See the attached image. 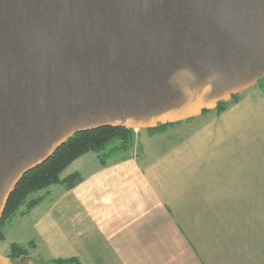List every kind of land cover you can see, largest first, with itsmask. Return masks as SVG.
<instances>
[{"label":"water","instance_id":"obj_1","mask_svg":"<svg viewBox=\"0 0 264 264\" xmlns=\"http://www.w3.org/2000/svg\"><path fill=\"white\" fill-rule=\"evenodd\" d=\"M253 74L264 76V0H0V193L12 184L0 216L75 132L214 100L199 112ZM93 117L104 120L64 136Z\"/></svg>","mask_w":264,"mask_h":264},{"label":"crops","instance_id":"obj_2","mask_svg":"<svg viewBox=\"0 0 264 264\" xmlns=\"http://www.w3.org/2000/svg\"><path fill=\"white\" fill-rule=\"evenodd\" d=\"M200 115L156 154L132 145L106 164L94 152L70 163L60 178L82 179L50 185L25 216L36 254L81 264H264V91L249 85L222 112Z\"/></svg>","mask_w":264,"mask_h":264},{"label":"trees","instance_id":"obj_3","mask_svg":"<svg viewBox=\"0 0 264 264\" xmlns=\"http://www.w3.org/2000/svg\"><path fill=\"white\" fill-rule=\"evenodd\" d=\"M257 84L264 91V77L259 78ZM239 97L240 94H233L230 101L222 100L218 102L215 112L217 114L222 112L231 103L236 102ZM208 111V109H203L201 113L205 114ZM190 119L193 118H188L187 121ZM173 124H176V122L158 124L147 128V131L150 134H160ZM133 138V128L114 125H101L95 128L80 130L67 138L44 161L27 170L10 191L0 216V240H3V226L21 206L26 204L27 197L31 193L53 184H64L69 188L82 179L77 173L60 178L63 170L75 159L88 152H94L99 156L101 164H106L107 159L116 151L128 150L132 145ZM110 145L112 146L109 147ZM36 203V200H32L26 206L30 209ZM23 255H26V250L22 246L17 244L11 246L9 258L13 262H17L18 258ZM51 263L81 264L76 258H58L52 260Z\"/></svg>","mask_w":264,"mask_h":264},{"label":"rangeland","instance_id":"obj_4","mask_svg":"<svg viewBox=\"0 0 264 264\" xmlns=\"http://www.w3.org/2000/svg\"><path fill=\"white\" fill-rule=\"evenodd\" d=\"M261 77H264V76H258V78L255 81H253L252 83H250L249 85L257 84L259 78H261ZM249 85H246V86L240 88L236 92L232 93L231 96L233 94H241V91L244 90ZM231 96L228 97L225 100L224 99H222V100L223 101H230L231 100ZM222 100H219L218 102H220ZM218 102H216L215 106H213V105L212 106H208V108H205V109L214 110L216 108ZM201 112L202 111H199V112H196V113H192L190 116H186V117L181 118L179 120H173L171 122H176V124H173L170 127H168V129L165 132L160 133V134H155V135L154 134H150V133H149L150 134L149 135L147 133V128H150L148 126H153V124L143 125V126L130 125V127L134 129V138H133L132 145L133 146L136 145V147L139 148L140 154L143 153L144 155H146V151H148V150H149V152L151 151L152 154H156V153H158V152L170 147L177 140H179L184 134H186L194 126H196V124H198V122H201L202 120H199V117H201L200 114H202ZM188 118L196 119V121L193 124L191 123L188 126L183 125V124L187 123L186 120ZM190 120H192V119H190ZM190 120H188V121L191 122ZM177 121H180V122L177 123ZM167 123H169V122H167ZM181 123H183V124H181ZM158 124H162V123L161 122H157L154 125H158ZM111 146L112 145H110L109 147H111ZM109 158H112V156L109 157ZM62 176H63V172L60 174V177H62ZM47 188H44L42 190H39V191L31 193L27 197L26 204L21 206L16 211V213L11 218H9V220H7V222L3 226V228H2L3 240H0V258L4 262H6L7 264L17 263V262H19V261H21V260H23L25 258L33 259L36 262L52 264L51 262L54 259L48 260L46 257H42V256H39L38 254H36V252L34 250L35 249L34 248L35 247V243L33 241H31V239H29V240L26 239L27 234L25 232V229L27 227L31 226L30 222H28V219L25 218V216L35 206L34 205L30 209H28L26 205H28V203L32 202V200H36L37 203H38L39 200L41 199L40 195ZM22 220L26 221L25 222L26 226H25L24 229L20 228L18 226L19 223H22ZM13 244L20 245L26 250V255H23V256L19 257L17 262H13L9 258V254H11V246Z\"/></svg>","mask_w":264,"mask_h":264},{"label":"bare ground","instance_id":"obj_5","mask_svg":"<svg viewBox=\"0 0 264 264\" xmlns=\"http://www.w3.org/2000/svg\"><path fill=\"white\" fill-rule=\"evenodd\" d=\"M256 74H253V75H250L246 78H244L243 80L239 81L238 83H236L234 86L230 87L227 91H225L224 93L221 94V96H225L230 90H235V89H238L240 87H242L244 84L246 83H250L253 81L254 77H255ZM212 101H205V102H202L200 104H197L196 106H193V107H190L188 109H185V110H182L180 112H177V113H174V114H171V115H166V116H162V117H159V118H155V119H151V120H140V121H126V123H139V124H150V123H154L155 121H158V120H164V119H171V120H175V119H180V118H183L189 114H192L194 112H196L198 110V106L200 105H210ZM104 119H102L101 117H93V118H90V119H87L85 121H82V122H76L72 125H70L69 127H67L63 134L64 136L70 134L75 128L77 127H81V126H87V125H92V124H96L98 122H101L103 121ZM11 183L9 184V186L5 187L2 192L0 193V208L2 206V203H3V200H4V197L8 191V189L11 188Z\"/></svg>","mask_w":264,"mask_h":264}]
</instances>
